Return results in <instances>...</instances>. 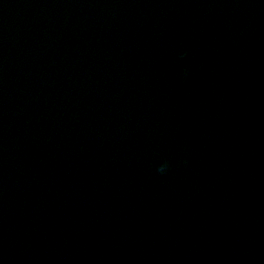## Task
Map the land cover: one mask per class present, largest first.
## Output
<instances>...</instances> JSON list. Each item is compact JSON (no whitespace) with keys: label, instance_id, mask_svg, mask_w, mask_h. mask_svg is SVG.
I'll return each instance as SVG.
<instances>
[{"label":"water","instance_id":"water-1","mask_svg":"<svg viewBox=\"0 0 264 264\" xmlns=\"http://www.w3.org/2000/svg\"><path fill=\"white\" fill-rule=\"evenodd\" d=\"M0 264H264V0H0Z\"/></svg>","mask_w":264,"mask_h":264},{"label":"clouds","instance_id":"clouds-1","mask_svg":"<svg viewBox=\"0 0 264 264\" xmlns=\"http://www.w3.org/2000/svg\"><path fill=\"white\" fill-rule=\"evenodd\" d=\"M167 170H168V165H167V163L161 165V166L158 168V172H159L160 174H165V173L167 172Z\"/></svg>","mask_w":264,"mask_h":264}]
</instances>
